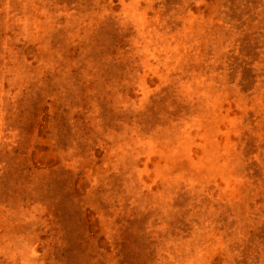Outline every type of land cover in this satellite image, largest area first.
I'll return each instance as SVG.
<instances>
[{"label":"rangeland","instance_id":"rangeland-1","mask_svg":"<svg viewBox=\"0 0 264 264\" xmlns=\"http://www.w3.org/2000/svg\"><path fill=\"white\" fill-rule=\"evenodd\" d=\"M0 264H264V0H0Z\"/></svg>","mask_w":264,"mask_h":264}]
</instances>
